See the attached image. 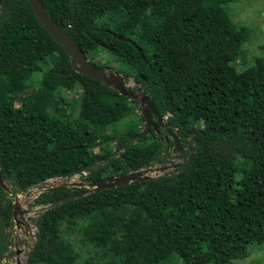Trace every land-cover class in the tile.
<instances>
[{
  "label": "trees",
  "instance_id": "obj_1",
  "mask_svg": "<svg viewBox=\"0 0 264 264\" xmlns=\"http://www.w3.org/2000/svg\"><path fill=\"white\" fill-rule=\"evenodd\" d=\"M40 2L86 59L101 49L113 54L116 72L133 77L159 115H170L166 124L190 151L170 173L42 212L25 264H99L98 254L111 257L107 264H156L171 255L177 264H250L264 248V62L237 70L252 31L228 15L230 0ZM75 88L78 105L66 112L61 90ZM132 103L77 73L27 0H0V176L10 190L0 188V261L9 244L4 227L12 225L8 193L83 172L85 182L123 175L175 148L156 121L163 135L150 129L137 137L144 118H131ZM120 120L131 123L127 130L114 127ZM110 143L121 154L113 156ZM103 144L105 163L97 165L91 153ZM84 190L61 184L34 203ZM61 221L81 224V242L96 249L83 256L60 235Z\"/></svg>",
  "mask_w": 264,
  "mask_h": 264
},
{
  "label": "rangeland",
  "instance_id": "obj_2",
  "mask_svg": "<svg viewBox=\"0 0 264 264\" xmlns=\"http://www.w3.org/2000/svg\"><path fill=\"white\" fill-rule=\"evenodd\" d=\"M226 10L234 23L240 26L248 27L252 31L248 40H246L241 46V49L242 51H244L245 55H244V60L240 59L236 62L237 70L242 71L243 69H245V67H250L254 65L257 59H261L264 62V0H230ZM97 52L99 53H96L92 56L90 55L89 60H91V62L94 64L101 65L100 68H107V71L112 70L113 72H116L117 65H115L116 64L115 56L113 54L103 51L102 49L97 50ZM47 68L48 67L42 66V71L34 73L32 75L30 86L31 85L36 86V84L39 82L41 78L42 73ZM126 86L134 91L142 89L141 86L133 79V77H129V76H127ZM61 94L62 97L66 100V102L68 101L66 105V112L70 111L72 102H74L75 106L78 105V101L80 99V90L78 88H75L74 90L62 89ZM100 94L103 95V93ZM131 106L133 107V117L131 118H133L134 121L140 119L139 116L141 115V111L139 108V104L132 103ZM74 115L75 117L77 116V111L74 113ZM169 116H170L169 114H166L164 116V120L166 119V117ZM129 124L131 123H128L124 120H120L114 125V127H116V129L125 131L127 130L126 128L129 126ZM197 125H199L201 129H205V130L208 129L205 123L199 122L197 123ZM137 129L139 130V133H142L144 131V123L141 120H140V125L137 126ZM110 131L111 130H108L107 133H110ZM104 147L105 145L103 144V145H99L98 147L92 150L91 154L93 158L96 160L97 165H103L105 163V160L100 157L103 154V151L105 152ZM107 147H109L111 154H113V156L115 157L121 154L122 152V148H117L114 143H110L109 145H107ZM162 148H164L163 144H162ZM189 151L190 149L188 146H185V148L182 149L180 152L179 151L177 152L175 148L172 147L171 149H169V151L161 153L159 155V161L150 167L152 168L168 167V169L163 173H170L174 169L172 166L176 164H181L185 158V155L188 154ZM161 174L162 173L160 172L153 171V173H150L149 176L156 177ZM86 175L87 173L83 172L81 174H74L64 179L51 178L38 184L37 186L31 187L30 189L26 190L23 193H16L12 197L9 194L6 197L9 198L12 202L15 200L16 197H18V200L20 201L19 205L23 206L26 209H29L30 211V213L25 216V222L29 226L30 236L29 235L27 236L23 232L24 225L20 227V230H17L16 228H12L9 230L8 235L11 239V244H12L11 255L13 254L14 251L19 250V260L22 264H24L26 261L27 254L32 248L34 241L36 240V233H37L36 220L42 212L46 211L49 208V205H36L34 203V199L38 197L39 194H41L45 190L50 188L51 189L55 188L61 184L70 185L73 183H85L83 177H85ZM81 227H82L81 224H69L64 221L63 222L61 221L58 226L60 235L65 240L70 242L75 247V249H77L83 256H87V252L89 250H94L96 248H94V246L91 245L86 246L81 242V238H82V234L80 231ZM121 234L122 232L118 234L119 238H121ZM103 252L105 254L110 255L109 251L105 250ZM98 255H95L94 257H95V262L97 260L99 264H107L111 260L110 256H107L108 258H105V257H101L100 254ZM256 259L258 260V263H255ZM246 262H250V264H264V248L259 250L258 252H253L246 259ZM177 263L178 260L174 259L173 256L171 255L168 258L156 264H177ZM239 263L245 264L242 262V260H237L233 262V264H239Z\"/></svg>",
  "mask_w": 264,
  "mask_h": 264
},
{
  "label": "water",
  "instance_id": "obj_3",
  "mask_svg": "<svg viewBox=\"0 0 264 264\" xmlns=\"http://www.w3.org/2000/svg\"><path fill=\"white\" fill-rule=\"evenodd\" d=\"M35 17L39 21V23L42 25V27L49 33V35L52 37V39L59 45H61L68 55L70 59L71 67L77 72L80 73L83 76H86L88 78L95 79L99 83L103 84L104 86L111 87L115 91H117L121 96L132 98L134 100H139L141 102V105L143 106L142 110V116L146 121V129L142 133H139L137 137H141L142 135H145L150 127L155 128L156 125L152 120V115H154L157 119V123L160 125H163L162 118L160 115L157 114V111L154 109L152 102L149 100L147 95L144 92H141L140 95H138L137 92H132L126 87V79L127 77L123 74L113 72L112 70H108L107 68H100L95 66L92 62L86 59L85 55L81 51L80 47L73 41L67 33L62 32L58 25L53 22L48 15L46 14L43 4L40 2V0H27ZM138 51L139 48L137 47ZM167 132L169 135L173 136V140L175 143V150L181 151V147L178 143V139L173 135L171 129H167ZM193 156H190V158ZM177 165H173L172 167L175 168ZM168 167H159V168H144L137 171H131L123 175L118 176H112L105 179H100L94 182H85V183H73V184H63L66 187H78V188H85L84 191L81 193L75 194L73 196H69L66 198H63L59 201H55L52 204L49 205L50 207H57L60 204H63L65 202H68L70 200L88 195L90 193L94 192H101L106 189H112L119 186L127 185L133 181H144L149 179L151 176H149L150 173H153V171H157L160 173H163L166 171ZM44 182V181H43ZM42 183V182H41ZM0 187L4 190H7L5 184L3 183L1 176H0ZM19 204L18 202H15L14 208H13V215L16 216L18 212ZM20 215V214H19ZM35 243H33V246ZM20 264V263H18Z\"/></svg>",
  "mask_w": 264,
  "mask_h": 264
},
{
  "label": "flooded vegetation",
  "instance_id": "obj_4",
  "mask_svg": "<svg viewBox=\"0 0 264 264\" xmlns=\"http://www.w3.org/2000/svg\"><path fill=\"white\" fill-rule=\"evenodd\" d=\"M137 91V90H136ZM136 91H134V92H136ZM142 92V89L138 92L139 94ZM135 103H133V104H139V108H140V111H141V116H142V110H143V106L141 105V102L139 101V100H133ZM152 120H153V122L154 121H156L157 122V120H156V118L152 115ZM162 121L163 122H165V120H164V118H162ZM155 123V122H154ZM160 125V124H159ZM161 126V128L163 129L164 127H163V125H160ZM145 129H146V121H145V119H144V131H145ZM150 129H153V130H155L158 134H161V135H163V133L162 132H159L158 131V128L156 127V129H154V128H150ZM150 131V130H149ZM6 186V185H5ZM1 188V187H0ZM6 188H7V186H6ZM2 189V188H1ZM4 190V189H3ZM5 192H7V191H10V190H8V188H7V190H4ZM8 195H9V193H8ZM7 195V196H8ZM11 195V194H10ZM11 197H12V195H11ZM12 202V201H11ZM15 202H18V204L20 203V201L18 200V197H16L15 198V200L12 202V225H7V226H5L4 227V234H5V236H6V238L9 240V244L5 247L6 248V251L3 253V256H2V258H1V261H0V264H18V263H20V264H22L21 262H20V260H19V250H16V251H14L13 252V254L11 255V239H10V237H9V235H8V233H9V230L10 229H12V228H16L17 230H20V227L22 226V225H24V233L28 236H30V233H29V226H28V224L25 222V216L26 215H28L29 213H30V211H29V209H26V208H24L23 206H21V205H19V208H18V212L17 213H19V214H17L16 216H14L13 215V208H14V204H15ZM34 243H35V241H34ZM32 247H33V245H32ZM14 260V261H13ZM12 261H13V263H12ZM25 263H26V261H25ZM24 263V264H25Z\"/></svg>",
  "mask_w": 264,
  "mask_h": 264
},
{
  "label": "clouds",
  "instance_id": "obj_5",
  "mask_svg": "<svg viewBox=\"0 0 264 264\" xmlns=\"http://www.w3.org/2000/svg\"><path fill=\"white\" fill-rule=\"evenodd\" d=\"M88 60V59H87ZM127 80V79H126ZM127 87V86H126ZM128 88V87H127ZM129 89V88H128ZM129 90H131L132 92H134V90H132V89H129ZM140 91V90H139ZM138 91V92H139ZM137 92V91H136ZM137 92V93H138ZM142 92H143V90H142ZM139 94V93H138ZM148 97V96H147ZM149 98V97H148ZM129 99H132V98H129ZM132 100H134V99H132ZM150 100V99H149ZM155 109V108H154ZM156 110V109H155ZM157 114H158V112H157ZM159 115V114H158ZM154 116V115H153ZM161 116V115H160ZM143 117V116H142ZM155 117V116H154ZM156 118V117H155ZM161 118H164L163 116H161ZM167 118V117H166ZM157 120V119H156ZM163 122V121H162ZM156 125V124H155ZM161 127V126H160ZM163 129H165L166 130V132H167V129L169 128L168 127V125L166 124V119H165V122H163ZM150 128H152V127H150ZM154 129H156V127L154 128ZM170 129V128H169ZM150 130V129H149ZM172 131V133H173V135L175 136V133L173 132V130H171ZM168 133V132H167ZM139 134V133H138ZM147 134V133H146ZM168 135H169V133H168ZM171 138H172V140H173V136H171V135H169ZM176 137V136H175ZM177 138V137H176ZM178 139V138H177ZM173 142H174V140H173ZM178 143H179V141H178ZM174 145H175V143H174ZM180 145V144H179ZM180 147H181V145H180ZM175 148H176V146H175ZM182 150V149H181ZM178 152V151H177ZM180 152V151H179ZM163 174V173H162ZM35 242H36V240H35Z\"/></svg>",
  "mask_w": 264,
  "mask_h": 264
}]
</instances>
